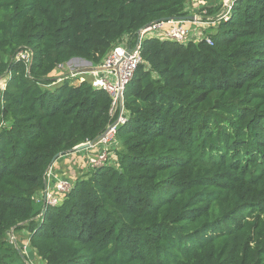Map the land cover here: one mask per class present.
Here are the masks:
<instances>
[{
	"label": "trees",
	"instance_id": "1",
	"mask_svg": "<svg viewBox=\"0 0 264 264\" xmlns=\"http://www.w3.org/2000/svg\"><path fill=\"white\" fill-rule=\"evenodd\" d=\"M188 2L0 0V264L33 262L11 231L44 264H264V0H236L212 44L146 39L117 163L68 178L58 206L35 199L115 118L91 79L52 85L58 65H101Z\"/></svg>",
	"mask_w": 264,
	"mask_h": 264
},
{
	"label": "built area",
	"instance_id": "2",
	"mask_svg": "<svg viewBox=\"0 0 264 264\" xmlns=\"http://www.w3.org/2000/svg\"><path fill=\"white\" fill-rule=\"evenodd\" d=\"M235 1L223 0L221 8L211 14L209 6L202 0L196 7L197 9L189 15V18H168L151 22L141 27L136 33L124 36L122 42L107 55L101 65L90 64L81 58H73L58 65L57 77L53 80L52 85L69 77L90 73L93 86L106 90L112 100L110 115L112 118L115 117L114 121L107 126L98 139L86 142L89 144L88 147H97L98 150L87 154L85 167L88 166L94 170L117 163L118 158L115 153L119 144L117 133L119 128L129 120V112L125 106V93L138 66L143 62V42L148 38H157L184 44L192 41H206L212 44V34L219 27L221 21L230 20ZM17 58H23L29 62L31 54L19 52ZM117 66H119L118 69ZM90 67L92 69L87 72ZM73 186V182L65 176L56 175L52 165L47 173L46 187L35 199L42 201L44 207L58 206L65 200Z\"/></svg>",
	"mask_w": 264,
	"mask_h": 264
},
{
	"label": "crops",
	"instance_id": "3",
	"mask_svg": "<svg viewBox=\"0 0 264 264\" xmlns=\"http://www.w3.org/2000/svg\"><path fill=\"white\" fill-rule=\"evenodd\" d=\"M193 1L194 0H189L187 4L189 8H190V4L191 3L193 4ZM203 1L207 3L209 8H211L214 11L216 10L218 11L221 8V3L223 0H203ZM196 7L197 6L193 7V11L197 9ZM97 150H98L97 147H87L85 149L73 151L58 157L52 164L54 173L56 175L65 176L69 179H75L77 176H82L83 174L85 175L86 173L91 172L92 170L88 166L85 167L86 156L88 153L90 152L94 153ZM27 233H28L27 230L23 231L24 236ZM21 235L20 237L22 238Z\"/></svg>",
	"mask_w": 264,
	"mask_h": 264
},
{
	"label": "rangeland",
	"instance_id": "4",
	"mask_svg": "<svg viewBox=\"0 0 264 264\" xmlns=\"http://www.w3.org/2000/svg\"><path fill=\"white\" fill-rule=\"evenodd\" d=\"M201 1H202V0H194V1H193V4H192V3L190 4V14H189V15H191V14L193 13V7H194V6H198L199 2H201ZM216 11H217V10H216ZM216 11L212 10V11H210V13L213 14V13H215ZM77 77H78V78H77ZM77 77L73 78V83H74V84H78V83H80V80H82V78H83V79H92V75H90V73L83 74V75H80V76H77ZM79 77H81V79H80ZM7 80H8V76H5V77H3V78L1 79V81H0V93H1V90L4 89ZM60 83H61V82H60ZM58 84H59V83H58ZM118 147H119V144H118L117 148H118ZM117 148H116V149H117ZM86 157H87V156H86ZM83 175H84V174H83ZM77 177H79V176H77ZM74 178H75V177H74ZM17 239L19 240V234H18V233H13V232H11V234H10V242H11V243H14L15 245H18L19 243H21V241H18ZM25 244H27V243H25ZM31 264H44V262H42L41 260L35 261V259H34V261L31 262Z\"/></svg>",
	"mask_w": 264,
	"mask_h": 264
},
{
	"label": "water",
	"instance_id": "5",
	"mask_svg": "<svg viewBox=\"0 0 264 264\" xmlns=\"http://www.w3.org/2000/svg\"><path fill=\"white\" fill-rule=\"evenodd\" d=\"M181 18H189V16H185V17H181ZM90 64H92V62L91 61H88ZM118 67L119 66H117V69H118ZM92 69V67H90L89 69H87L86 71L87 72H90V70ZM0 81H1V79H0ZM89 146V144L88 143H84V144H81V145H78V146H76L75 148H73L70 152H73V151H77V150H82V149H85V148H87ZM67 153H69V152H67ZM67 153H62V154H60V155H58V156H56L55 157V159H54V161L58 158V157H60V156H62V155H64V154H67ZM25 248L26 249V253H27V255H28V257L30 258V260L31 261H34V259H35V254H34V252L32 251V248L29 246V245H27V244H25L24 242H21V243H19V248ZM21 252V251H20ZM22 253V252H21ZM23 254V253H22ZM23 257H24V255H23Z\"/></svg>",
	"mask_w": 264,
	"mask_h": 264
}]
</instances>
